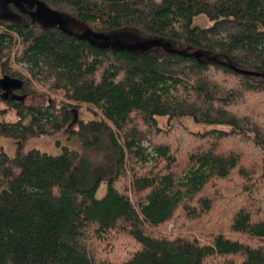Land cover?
Instances as JSON below:
<instances>
[{
	"label": "trees",
	"instance_id": "16d2710c",
	"mask_svg": "<svg viewBox=\"0 0 264 264\" xmlns=\"http://www.w3.org/2000/svg\"><path fill=\"white\" fill-rule=\"evenodd\" d=\"M40 1L85 29H129L216 60L99 47L13 3V16L0 13V71L23 96L4 98L0 84V117L17 115L0 120L17 141L13 155L0 149V264H264V0ZM201 14L213 24L194 25ZM40 88L63 98L26 105ZM84 104L93 117L73 127ZM187 116L227 128L192 132ZM65 130L80 148L26 149ZM182 130L198 142L187 151L168 139Z\"/></svg>",
	"mask_w": 264,
	"mask_h": 264
},
{
	"label": "rangeland",
	"instance_id": "374dc122",
	"mask_svg": "<svg viewBox=\"0 0 264 264\" xmlns=\"http://www.w3.org/2000/svg\"><path fill=\"white\" fill-rule=\"evenodd\" d=\"M9 12V13H8ZM8 13L7 15L9 16H13L10 7H8L6 10H4L3 12H1V14H5ZM64 19H65V25L67 26V28H69L71 31H73L76 34H81L84 31H86L85 26L83 24H81L80 22H78L76 19L62 14ZM213 20L211 18H209L207 15L205 14H201L199 16H196L194 18V25H199V26H211L213 24ZM110 36H115L116 38H118L121 42L123 43H134V42H142V41H146L151 39L150 36L144 35L142 33H138V32H134L131 31L129 29H125V30H121L118 31L116 33H109ZM179 48V47H178ZM181 49V48H180ZM186 50V49H185ZM4 75L1 74L0 71V78H2ZM63 98V94L62 92L59 91H50L44 88H40L39 91H33L31 94H29L26 99H25V104L26 105H38L41 104L43 102H52L54 104H57L61 101V99ZM1 106H5L4 103L1 104ZM93 117V113L90 111V108L88 107V105L84 104L80 109H78L77 111V118L76 120H74V122L72 123L73 127H75L77 125V122L82 119V120H89ZM75 118V117H74ZM17 119V115L14 109H9V111L6 113L5 116L0 117V120H8V121H15ZM159 124L163 127V128H168V120L165 117L159 118ZM182 124L189 130L192 132H204L206 130H208L209 128L212 127H220V128H227L225 125H220V124H204V123H199V122H195L191 117L187 116L182 120ZM68 131H62L60 133H57L53 136H42V137H38V138H33L31 140H29L26 143V149H30V148H39L43 151H47L50 153H58L60 151V145H67L69 147L72 148H80V143L79 140L77 139L76 136L70 137ZM169 140L173 141L174 143H176L179 146V142L186 140V144H184L181 149L186 148V151L188 148L194 146L195 144H197L198 142L193 141L191 138H189V136L187 134H185V132H179V134H175L174 137H170L168 138ZM3 148L4 150H6L9 154L13 155L16 148H17V141L11 138H7V137H1L0 136V149ZM179 153V154H178ZM178 155H181L180 152H178ZM254 171V169H251L250 173H252ZM130 175L128 176V180L126 181V179L120 181L119 186L120 187H126L128 189L131 188V179H132V175L131 172L129 171ZM262 176H259V174H256L255 177L253 179L257 180L256 183L259 182L258 179H261ZM235 181V183H239L236 181L235 177L233 178ZM253 184V183H252ZM128 185V187H127ZM257 185V184H256ZM259 188V186H258ZM260 188L264 190V186L260 185ZM106 183H102L100 190L98 191V196H102L103 194H105L106 192ZM131 191V190H130ZM129 191V193H130ZM212 189H209V192H211ZM131 196L135 197L133 193H131ZM209 215H211L213 217L212 220H214L213 222L217 221V224L222 222V214L220 212V210H216L214 209ZM186 218L184 217L183 220H181L180 218H175V220L171 221L166 227L165 230L167 232H172L173 230L176 229L177 227V222L182 224V225H186V227L188 226L187 221L185 222Z\"/></svg>",
	"mask_w": 264,
	"mask_h": 264
},
{
	"label": "water",
	"instance_id": "95a60500",
	"mask_svg": "<svg viewBox=\"0 0 264 264\" xmlns=\"http://www.w3.org/2000/svg\"><path fill=\"white\" fill-rule=\"evenodd\" d=\"M11 3L15 4L17 7L26 10L36 19L40 20L44 25L46 26L58 25L62 30L68 31L76 35L78 38L87 40L91 44L99 47L116 46L131 50H148L151 49L152 47L158 46V47H162L163 49L169 52H177L179 54L186 56H197V57L206 56L209 59L216 60V58L210 56L206 51L196 50L189 52L185 49H180L178 47H175L171 42L165 41L164 39H160V38H151L149 40L142 42L123 43L115 36L113 37L106 33H98L90 29H86V31H84L81 34H76L73 31H71L69 28H67L62 13L50 9L44 2L40 0H0V13L6 10ZM224 64L230 65L234 70L241 73L252 74V75H263L262 73L259 72L239 69L230 63L224 62ZM0 84L4 90L3 93L4 98L23 99V96H18L17 94L14 93V90L21 86L22 84L21 81L5 75L0 79ZM76 111L77 110H75V119L77 118Z\"/></svg>",
	"mask_w": 264,
	"mask_h": 264
},
{
	"label": "bare ground",
	"instance_id": "6f19581e",
	"mask_svg": "<svg viewBox=\"0 0 264 264\" xmlns=\"http://www.w3.org/2000/svg\"><path fill=\"white\" fill-rule=\"evenodd\" d=\"M16 91V89L14 90V92Z\"/></svg>",
	"mask_w": 264,
	"mask_h": 264
}]
</instances>
